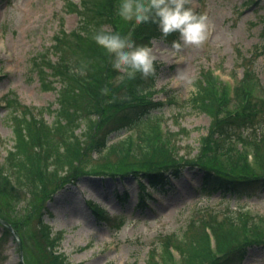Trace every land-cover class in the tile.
I'll return each instance as SVG.
<instances>
[{
  "label": "rangeland",
  "instance_id": "obj_1",
  "mask_svg": "<svg viewBox=\"0 0 264 264\" xmlns=\"http://www.w3.org/2000/svg\"><path fill=\"white\" fill-rule=\"evenodd\" d=\"M80 6L81 0H0V167L4 170L13 133L3 98L13 94L21 104L43 109L40 119L53 123L60 84L57 81L54 89L43 91L33 65L35 60L44 64L46 57L57 60L54 36L61 27L68 33L76 29ZM187 6L207 14L211 21L207 39L199 46L181 41L180 48L172 45L174 39H179L177 32L167 41L152 40L154 63L159 69L151 90L140 94L163 103L152 113L157 116L163 139L174 134L175 151L181 159L195 156L200 139L209 134L210 117L190 102L197 80L205 71L213 72L228 88L243 77L253 76L246 89L256 94L254 100L262 106L258 118L264 128V0H187ZM131 21L121 18L120 28L123 30ZM119 82L115 76L112 83L118 85V94L122 88ZM181 128L189 131L187 136L176 133ZM84 129L81 124L76 133ZM134 134L128 129L112 139L129 135L134 141ZM234 145L240 147L238 142ZM248 149L240 151H246L250 161ZM99 157L88 150L81 169L98 168L103 161L119 165L114 155L104 160ZM44 166L41 160L39 168L43 170ZM182 173L173 181V188L157 197L150 208L137 207L139 187L131 178L122 184L110 178L83 176L74 186H46L29 202L23 192L13 197L0 195V219L17 225L16 234H8L0 226V264H48L36 233L40 219L50 226L52 234L60 236L55 249L71 264H146L149 255L159 257L165 241L177 239L175 244L191 232L197 235L200 230L189 227L191 221H209L212 216L220 221L237 209L264 217V188L251 194L206 197L194 192L201 172L185 167ZM123 192L128 193L125 200L116 198ZM89 201L109 220L98 219L86 206ZM170 252L177 260V251ZM242 264H264V248H249Z\"/></svg>",
  "mask_w": 264,
  "mask_h": 264
},
{
  "label": "trees",
  "instance_id": "obj_2",
  "mask_svg": "<svg viewBox=\"0 0 264 264\" xmlns=\"http://www.w3.org/2000/svg\"><path fill=\"white\" fill-rule=\"evenodd\" d=\"M118 2L81 0L76 29L68 33L61 27L54 36L57 60L46 57L42 65L34 61L43 91L54 89L57 81L60 84L53 123L40 119L43 109L23 105L13 94L3 98L9 109L13 145L6 151L7 169L0 167V195L13 197L16 192H23L29 202L46 186H74L83 176L110 178L122 184L131 178L139 187L137 207L150 208L157 197L173 188V181L182 176L185 167L201 172V181L194 192L206 197L216 193L251 194L263 189L264 128L258 118L262 106L254 100L256 94L246 89L253 76L243 77L236 86L228 88L213 73H201L190 102L210 117L209 134L200 139L195 156L181 159L175 151L174 134L167 136L171 142L163 139L157 116L152 113L162 103L140 97L153 87L159 65L154 63L155 71L148 76L125 73L121 79L122 72L112 65V53L92 38L100 26L131 32L137 43L149 45L155 39L167 41L175 32L162 37L155 22L149 20L136 25L134 19L122 30L119 20L123 16L117 11ZM115 76L121 80L119 94L118 85L112 83ZM81 124L85 129L77 134ZM126 129L134 130V141L129 135L111 141ZM176 133L187 136L189 131L181 128ZM224 140L229 144H220ZM247 146L251 162L247 161V152L240 151ZM88 150L103 160L114 155L119 165L111 166L103 161L98 168L84 171L81 165ZM41 160L45 164L43 170L39 168ZM119 196L125 200L128 193L116 198ZM86 205L98 219L109 220L99 207L89 202ZM246 211L230 212L220 221L214 216L209 221H191L189 227L200 230L197 235L191 232L175 244L177 239L165 241L159 257L149 255L146 264H242L249 248H264V217ZM8 223L16 234L17 225ZM36 233L48 264H71L55 249L60 236L52 234L42 219ZM171 249L177 251V260Z\"/></svg>",
  "mask_w": 264,
  "mask_h": 264
},
{
  "label": "clouds",
  "instance_id": "obj_3",
  "mask_svg": "<svg viewBox=\"0 0 264 264\" xmlns=\"http://www.w3.org/2000/svg\"><path fill=\"white\" fill-rule=\"evenodd\" d=\"M117 11L125 18L134 19L136 25L149 20L155 22L162 37L177 32L179 39L172 41L176 48L182 46L181 41L184 45L202 44L207 39L211 24L207 14L187 6V0H119ZM92 38L112 53V65L123 70L121 79L125 73L134 76L139 72L148 76L155 71L151 46L137 43L131 32L122 33L119 29L100 26Z\"/></svg>",
  "mask_w": 264,
  "mask_h": 264
},
{
  "label": "water",
  "instance_id": "obj_4",
  "mask_svg": "<svg viewBox=\"0 0 264 264\" xmlns=\"http://www.w3.org/2000/svg\"><path fill=\"white\" fill-rule=\"evenodd\" d=\"M0 222H2V223H4L5 224V222H3V221H0ZM6 226H7V224H5ZM9 227V226H8Z\"/></svg>",
  "mask_w": 264,
  "mask_h": 264
}]
</instances>
